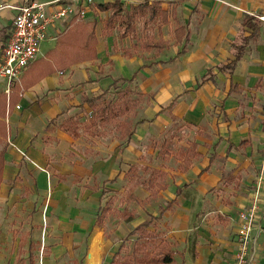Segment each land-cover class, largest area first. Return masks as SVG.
<instances>
[{"label":"crops","instance_id":"crops-1","mask_svg":"<svg viewBox=\"0 0 264 264\" xmlns=\"http://www.w3.org/2000/svg\"><path fill=\"white\" fill-rule=\"evenodd\" d=\"M29 1L44 3L46 13L63 3L81 5L84 21L96 19V56L93 61H80L63 71L46 74L24 88L23 83L29 81L26 70L30 65L37 66L48 60L46 53L55 47L56 36L63 32L72 17L67 16L49 24L34 62L7 91L5 80L0 78V94L7 97L13 93L18 97L4 119L7 139L2 184L19 172L16 165L23 155L39 164L47 158L40 149L52 144L58 147L73 139L57 129L51 133L44 131L49 119L66 111L70 105H78L81 93L96 95L112 79L130 78L131 85L142 93V101L137 111L139 122L127 143L120 147L119 155L124 160L136 159L143 143L155 140L174 124L190 127L191 130H186L187 135L182 132V138L189 139L188 145H183L204 157L198 162L185 157L189 164L187 171L195 177H189L174 190L177 194L184 191L185 196L186 191L192 192V196L197 194V186L201 187L203 195L207 192V189L203 190L205 187L232 192L230 206L224 205L217 218L223 220L233 233L239 223L238 212L256 203L258 224L250 247L254 264H264V20L261 19L264 17V0H92L89 4L84 0H0V55L10 36L16 8ZM115 1L124 9L146 3L155 6L158 13L167 14L163 20L157 16L151 22H142V17L138 18L134 22H140L132 23L134 31H127L122 36L123 30L115 29L116 24L104 29L108 14L95 7L98 3ZM248 17L260 21L257 35L245 44L241 57L228 72L222 67L233 58L232 44L238 41L241 21ZM135 24H139L138 31ZM174 26L178 27L176 32ZM43 42L47 47L41 53ZM13 89L18 92L14 93ZM44 136L57 141L53 140L51 145L50 141L43 143ZM168 154L167 151L164 157ZM218 160L224 165L222 169L217 165ZM101 162L108 163L107 160ZM102 163L93 162L91 169L85 168V171H82V164L76 163L74 168L96 175L104 172ZM65 168L63 166L59 171L63 172ZM74 168L71 171L75 173ZM175 199L173 196L170 202ZM163 212L162 207L158 216L162 217ZM93 227L98 231L88 253L89 259L91 254L97 255V264L105 235L95 223ZM235 249L234 241L229 247L225 245L223 250L215 252L213 247L199 248L188 264H233ZM180 263L185 264V260L181 259Z\"/></svg>","mask_w":264,"mask_h":264},{"label":"rangeland","instance_id":"rangeland-1","mask_svg":"<svg viewBox=\"0 0 264 264\" xmlns=\"http://www.w3.org/2000/svg\"><path fill=\"white\" fill-rule=\"evenodd\" d=\"M135 27L138 31L139 24H135ZM46 47L47 44L43 42L40 52H44ZM78 111L77 105H70L64 115ZM78 119L82 127L76 140L68 139L58 147L51 145L53 141H50L53 147L40 149L47 158L39 164L23 155L16 165L19 172L5 183L1 182L0 264H76L78 260H81V264H89L88 260L90 264H95L97 255L91 254L89 259L88 251L98 231L93 227V221L98 212L100 195L102 203L111 199V207L119 210L123 206L128 207L135 212V218L128 222L119 221L114 215L107 218L109 234H115L119 241L113 243L103 237L97 264H108L120 240L136 225L149 219L156 221L161 236L176 251L177 263L184 259L185 264H188L190 258L198 254L199 248L207 250L213 247L215 252L223 250L225 245L229 247L232 241L235 245L236 233L217 218L224 205L230 206L228 202L232 192L205 187L203 190L207 189V192L203 195L201 187L197 186L195 196L189 191H186L185 196L184 191L177 194L174 190L186 183L189 177H195L187 171L189 164L185 157L195 162L204 157V154L192 153L187 150L189 146L186 148L183 145H188L189 139H183L182 132L187 135L190 127L176 123L173 125L175 127L171 126L155 140L149 139L143 143L138 158L124 160L119 155L122 148L117 134L89 137L84 132L87 122L84 115L79 114ZM164 144L169 153L166 158L158 152ZM101 160H107L108 163H102ZM96 161L105 167L103 173L92 175L82 172L85 168L91 169L90 165ZM217 162L222 169V161ZM76 163L78 166L82 164L84 169L79 171L74 168ZM132 164L139 167L148 165L165 172L167 188L153 197L144 188L138 187L134 192L139 201L125 204L123 200L129 181L128 169ZM63 166L66 167L65 171H59ZM73 168L77 172H72ZM113 177H116L114 181L111 180ZM192 190L195 191L194 188ZM173 196L176 199L170 202ZM162 207L164 212L160 217L158 215ZM129 237L125 245L131 249L134 237Z\"/></svg>","mask_w":264,"mask_h":264},{"label":"trees","instance_id":"trees-1","mask_svg":"<svg viewBox=\"0 0 264 264\" xmlns=\"http://www.w3.org/2000/svg\"><path fill=\"white\" fill-rule=\"evenodd\" d=\"M97 10L107 12L108 16L104 20V29L114 27L122 29V36L127 31L133 32L132 23L142 17V22H151L159 16L163 18L167 13L161 11L158 13L155 6H149L146 3L130 6L127 9L121 7L119 2L98 3L95 5ZM96 19L84 21L80 16L73 15L63 32L56 36L55 47L46 53L47 61L30 65L26 70L29 81L24 84V88L28 85L36 83L37 80L53 71H63L65 67L79 63L80 61L95 60L96 39L94 26ZM241 31L237 36V43L232 44L233 58L228 64L222 67L229 70L233 64L241 57V52L249 39H253L257 35L260 21L253 17L245 18L241 21ZM175 27V26H174ZM178 27H175L176 32ZM187 34L183 37L185 42ZM32 69H34L32 71ZM25 73V72H24ZM208 73V72H207ZM206 73V74H207ZM15 91V90H13ZM14 96V98L12 97ZM17 95L10 93L7 95L0 94V184L4 169V153L7 139V125L4 119L17 102ZM142 101V93L131 85L129 78H114L110 84L96 95H86L81 93L80 100L77 105L79 111L77 113L67 114L62 111L53 116L44 127V131L50 132L57 129L64 134H68L75 139L80 134L82 123L78 119L79 114H83L85 121L84 132L89 137H102L108 134H117L121 140L119 144L124 146L130 135L133 133L134 126L139 122L137 111ZM54 141H57L53 138ZM51 137H42L43 143L53 141ZM162 143V142H160ZM164 143V141H163ZM167 146L162 145L158 152L164 157L167 154ZM161 154V155H162ZM143 172V174H141ZM129 181L126 183V196L124 202L139 201L134 189L138 187L144 188L149 196H157L159 190L166 188L165 173L158 168L148 165L132 164L128 169ZM100 205L95 217V225L101 227L105 238L117 241L114 235L109 234L106 228V220L110 215L118 217L119 221H131L135 218V212L128 207L123 206L122 210L111 207L112 201L108 199L102 203V195L100 197ZM133 236L131 249L125 245V241ZM30 255V254H29ZM80 264V262L78 263ZM108 264H181L175 259V251L171 249L169 243L161 236V230L153 219L143 220L142 223L136 225L130 230L123 239L120 240L117 249L111 257Z\"/></svg>","mask_w":264,"mask_h":264},{"label":"built area","instance_id":"built-area-1","mask_svg":"<svg viewBox=\"0 0 264 264\" xmlns=\"http://www.w3.org/2000/svg\"><path fill=\"white\" fill-rule=\"evenodd\" d=\"M92 0H84L89 4ZM44 3L26 2L16 8L11 23V33L0 55V78L5 80L7 91L20 77L21 73L34 62L39 50V43L46 37L49 24L67 16H84L81 5L63 3L52 12L46 13ZM264 20V17L261 16ZM17 108V107H16ZM257 204L253 203L246 210L237 214L239 223L236 233L233 264H254L250 244L255 240L257 228Z\"/></svg>","mask_w":264,"mask_h":264}]
</instances>
